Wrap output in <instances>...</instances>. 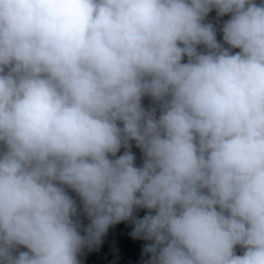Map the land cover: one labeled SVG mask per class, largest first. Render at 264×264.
<instances>
[{"label": "clouds", "instance_id": "9594fccd", "mask_svg": "<svg viewBox=\"0 0 264 264\" xmlns=\"http://www.w3.org/2000/svg\"><path fill=\"white\" fill-rule=\"evenodd\" d=\"M129 220L143 264H264V0H0V264Z\"/></svg>", "mask_w": 264, "mask_h": 264}, {"label": "trees", "instance_id": "16d2710c", "mask_svg": "<svg viewBox=\"0 0 264 264\" xmlns=\"http://www.w3.org/2000/svg\"><path fill=\"white\" fill-rule=\"evenodd\" d=\"M225 16L222 19L226 20ZM209 19L215 21V12L209 13ZM217 39H220L218 32ZM145 106L148 100H144ZM133 153L137 157V163L140 162L139 149L132 147ZM145 209H140L134 212L136 217H143ZM84 224L87 220L82 218ZM132 222L121 221L117 224L110 226L107 232L102 236L101 242L98 246L93 247L91 250L85 248L82 250L81 255L78 257L80 264H143V261L148 257L143 253V248L147 241L139 238H133Z\"/></svg>", "mask_w": 264, "mask_h": 264}]
</instances>
